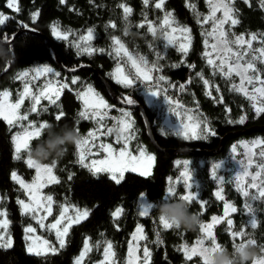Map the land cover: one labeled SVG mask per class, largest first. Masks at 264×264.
<instances>
[{
	"label": "trees",
	"instance_id": "trees-1",
	"mask_svg": "<svg viewBox=\"0 0 264 264\" xmlns=\"http://www.w3.org/2000/svg\"><path fill=\"white\" fill-rule=\"evenodd\" d=\"M155 0L145 7L143 0H66L64 4L60 0H18L20 11L16 12L7 7V0H0V13L10 17L4 25H0V92L7 90L10 98L15 99L25 82L29 83L31 91L35 94L37 89L45 83H68L56 105L41 99L38 113H30L29 120L39 124L47 122L54 126L53 132L61 133V126L67 124L70 127L79 128L81 137L86 136L91 130L98 128L93 119L82 120L78 113L84 106L78 99L77 92L85 87H91L105 99L107 109L102 123L110 128L116 122V117L122 115L117 110L130 113V120L134 132L133 138L128 141L130 149L144 141L147 150L155 157L152 168L147 174L125 172L120 184L112 181L106 172L93 175L88 169L81 167L77 160L76 145H68L65 154L58 159H49L44 164L51 165L53 161L56 167L53 174L60 183H47L44 192L53 197V211L56 213L61 205L75 206L81 210L88 209L90 215L78 224H73L66 238L67 243L63 249L56 253L47 252L43 255L29 253L25 248L23 226L32 223L28 215H22L18 199L22 198V191L18 184L12 181L10 174L16 171L23 179H29L32 168L27 167L25 161L28 152L22 150L21 159H14L13 136L20 131L27 121L9 125L0 118V209L6 211V219L9 221L5 236L10 238L11 246H0V264H74L79 256L84 240L87 238L92 250L87 253L83 264H91L100 258L106 241L113 245L112 258L117 264H123L128 247L129 238L136 226L143 228V234L147 239L139 240V255H143L146 246L150 251L149 264H203L198 255H193L190 261L185 260L184 254L178 249L182 245L190 246L200 238V226L196 230H184L172 228L164 230L159 224L157 205L164 199L167 188L174 184L179 194L186 191L184 171L189 175L192 191L199 194L202 201H206L204 209L198 202H193L189 210L200 216L201 223L208 221L213 215H218L222 208L223 200L218 199L215 193L223 189L224 200L229 201L237 209L231 214L233 220L232 231L244 229L246 235L243 241L253 239L256 241L254 248L257 255L264 254V197L259 200L251 199L258 195V190L250 186L240 184L237 180V172L227 160L229 144L239 139L258 137L261 151H264V131H255L249 134H241L231 138L224 145L221 152L213 155L181 154L158 152L146 138L144 124L140 114L133 110H127L114 104L94 74L87 69L74 73H64L56 67L48 41L53 45L58 60L66 68L88 64L106 79L117 96L124 102L131 98L140 103L150 121L152 134L157 144L164 148L172 147H200L212 148L218 143L219 137L228 130L245 128L251 125L264 124V114L257 115L253 108V102L242 92L233 90L237 78L232 74L226 78L222 74H213V67L208 65L204 57V35L208 31V24L197 23V15L202 20L207 14L206 0H165L162 9H156ZM235 8L239 10V24L231 26L236 34H244L249 38L250 33L258 35L264 33V10L259 7V0H250L251 7L244 0H234ZM124 4L132 9L125 18ZM190 5H195L193 10ZM39 12L33 21L32 13ZM171 13L170 22L179 28H188V52L185 55L175 43H169L165 36V27L162 22L165 15ZM148 22H151L155 34L148 31ZM115 25L112 27L111 25ZM143 24V27H138ZM23 25H27L24 27ZM56 25L61 31L68 32V39L57 38L53 35L52 27ZM130 29L131 35L125 34V29ZM89 29L93 31V39L85 44L81 40ZM36 31L41 33L39 36ZM16 36H12L16 33ZM5 37H8L6 40ZM112 37L118 38L125 49L139 57H144L147 67L153 77L147 82L153 87L160 76L164 81L155 87L159 91L156 102L153 105H145L140 94L144 83L134 80L129 87L117 83L112 77V68L116 62L123 63L121 56H116ZM89 46L97 51L92 54L80 53L76 44ZM260 40L253 42V47L260 48ZM103 49V51H99ZM194 65L195 67H190ZM48 66L60 73L59 77L52 74L41 75L33 79L35 75L32 69ZM256 67L264 76V63L257 62ZM22 71H29L25 80H17L14 77ZM209 81L205 87L200 76ZM73 77H78L75 85L71 84ZM180 85H184L183 88ZM219 88V91L216 89ZM207 93H211L208 95ZM171 101V103H169ZM177 102L179 106H177ZM168 103L176 105L182 113L187 112L190 117L200 123L199 133L204 127L210 129L209 133H203L198 137L186 138L183 135L172 132L159 123L161 107ZM32 106V100L26 98L19 110L21 114L27 113ZM64 113L61 121L55 120V115ZM245 117L244 123H239L241 117ZM79 121V123H77ZM232 121V122H229ZM203 122H206L203 123ZM59 124V127H55ZM214 133V134H211ZM45 131L40 138H34L30 142V148L47 137ZM99 135V133H97ZM115 135L102 136L95 143L109 142L115 144ZM95 149V148H93ZM93 156V152L89 157ZM177 161L180 163L177 164ZM264 161V157H263ZM187 162V163H185ZM259 162V161H258ZM221 163L219 168L215 165ZM264 173V170H262ZM72 179L69 180V175ZM249 192L245 197L237 185ZM143 194V200L141 198ZM152 203L153 210L148 216H140V204ZM251 205L257 218V228L252 229L247 225L250 219L248 208ZM121 207V216L114 220L111 213ZM160 233L162 243H156V233ZM214 235L217 243L229 251L233 250V244L243 242L237 238L233 241L229 235L226 222L222 221L214 226ZM54 245L57 241L52 239ZM251 263V262H250Z\"/></svg>",
	"mask_w": 264,
	"mask_h": 264
},
{
	"label": "snow or ice",
	"instance_id": "snow-or-ice-1",
	"mask_svg": "<svg viewBox=\"0 0 264 264\" xmlns=\"http://www.w3.org/2000/svg\"><path fill=\"white\" fill-rule=\"evenodd\" d=\"M66 0H60L61 4H64ZM209 5V15L204 16L201 20L200 14L196 13L197 15V23H204L207 24L211 21V31H206L204 35L206 37L212 38L213 43H209L208 39H205V47L210 48L211 51H205L204 57L206 59V62L208 65L213 67V74H222L226 78H231L232 74L235 73V75L241 77V83L239 86L233 85V90L242 92L246 97H248L250 100L256 101L259 99L260 106H257L256 103H253V108L255 109V112L257 115L264 114V86L261 87H255L254 82H258L261 85H264V80H261L260 78V70L256 67V63H264V33L257 34V33H250L249 38L245 39L244 34L241 35H235L234 33H230L226 31L223 26L225 24H229L230 26H235L240 23L239 19L237 18L239 15V10L235 8L234 0H207ZM244 3L247 4L249 7H251L250 0H244ZM143 4L145 7H147L150 4V0H143ZM165 4V0H155L154 6L156 9H162ZM7 7L10 9H13L16 12H19V6H18V0H7ZM119 7L123 8L125 18L132 12V9L130 7H127L124 4L119 5ZM190 7L195 10V5H190ZM259 7L264 10V0H259ZM222 12L221 17H217L216 13ZM39 12L32 13V19L35 21V19L38 17ZM170 17L171 13H167L165 15L164 24L169 25L170 24ZM10 17L6 16L4 13H0V25H4L6 21ZM24 27H27V25H23ZM112 27H115V25H111ZM144 25L141 24L138 27H143ZM177 28H173L172 31H177ZM148 31L155 34V29L152 27L151 22H148ZM179 31L182 33H188L190 30L186 27L179 28ZM53 35H55L57 38L61 39H68V36L70 33L61 31L58 26L53 25L52 27ZM234 37V38H232ZM7 40L8 37H5ZM93 39V31L92 29H89L87 34L85 36L81 37V40L85 41V44L88 41H91ZM260 40L262 46L260 48H253V42ZM112 43L114 45V52L116 56H120L121 53L125 56H127L128 60L131 61L132 66L136 69V77L140 78L142 77L145 81H152L153 77L149 74L152 69L147 67V61H145L144 57H139V62H137V59L134 58L127 49H125L124 44L121 43V41L116 38L112 37ZM169 43H171V40H169ZM233 45L236 46V49H233ZM76 47L80 53H88L92 54L93 52L97 51V49H93L89 46L76 44ZM188 45L181 44L179 50L184 53L185 55L188 52ZM99 51H103V49H100ZM216 54L215 59L213 58V54ZM258 54V55H257ZM247 57V59H246ZM234 58V59H233ZM218 61V62H217ZM243 61V63H241ZM141 64L144 65V67H141ZM190 67H195L194 65H190ZM32 72L35 73L33 76V79L39 78L41 75H47L52 74L54 77H59L60 73L56 72L53 68L44 66L42 68H36L32 69ZM249 72L252 73V75H249ZM29 71H22L19 72L14 79L17 80H25L29 76ZM116 76H117V83L123 84L126 87H129L133 84L134 78H129V76L125 75L123 73V70L118 66L116 69ZM197 76H200L201 80L203 81L205 87L208 86L209 81L203 78V75L201 73H197ZM78 77H73L71 80V84L75 85L78 82ZM165 77L160 76L158 80L156 81V85H153V87H157L161 81H164ZM245 82L249 85H253V90L251 93L247 91L245 88ZM68 83H60L56 82L54 85L51 82L46 83V85L39 91L38 94H34L29 86V83H24L23 91L19 94V98L15 101V103L8 102V98L11 96V93L7 90H4L0 92V118H2L4 121H6L10 126L15 125L19 122L27 121V126H24L21 124V126L24 128L22 133L17 134L16 136H13L12 141L14 144V159H21L20 153L22 150H26L28 152V158L26 159L25 163L27 167L35 169L36 175L31 183L25 182V180L20 177L16 171H12L10 174V177L12 181L17 183L20 188L24 191L25 195L27 196L28 200L27 202L23 199H18L17 203L20 205L21 208V214L22 215H31L32 219L36 221V224L40 227H45L49 230L55 231L56 241L57 244L54 245L50 243L48 240L43 241V245L45 246V250L37 251L33 248L32 244L30 243L27 247V251L29 253H34L36 255H43L47 252L56 253L59 249H63L66 246L67 243V237L69 235V230L72 227L73 224H78L82 220L87 219L90 215V211L88 209L81 210L79 208H76L75 206H71L74 210V215L69 216V206L68 205H61V211L57 218L54 219V222L51 224L45 225L44 221L47 219L48 216L52 215L53 208L52 205L54 203L53 197L51 195H42L40 192V189L45 187L47 183H60V180L57 176L53 174V169L56 167L55 161L51 165H41L37 164L32 158H31V148H30V142L34 138H40L42 136V133H44L48 127L49 123L47 122H40L39 124L34 123L29 120V114L30 113H38L40 110L47 111L46 108H39L38 106L41 105V99L49 101V103L56 105L57 101H59L60 96L64 89L68 88ZM181 88L184 87V85H180ZM219 91V88L216 89ZM95 95L93 89L91 87H88L84 91L77 92L78 98H80L83 101L84 108L81 110L78 115L82 120H89L93 119L96 121V124L98 125V128L91 130L87 133L86 136L81 137V140L76 143V149H77V160L76 163H78L81 167L88 169L93 175L99 174L101 172H107L110 174V179L114 181L116 184H120L124 172L127 170L136 171V167L134 166L135 162H137V157L131 155L127 150V142L133 138L132 133L134 132L132 122L130 120V113L123 112L122 116L127 117L129 119H119L116 120V122L113 124L112 127L106 128L102 121L104 120V117L106 115V112L102 111L104 109H107L109 106L107 103L103 100V98L97 97L95 100H90L89 96ZM208 95H211V93H207ZM150 96L156 97L159 95L158 90L150 91ZM30 98L32 100V106L28 110L27 113H20L21 106L24 104L25 98ZM127 104H133L134 101L131 98H126ZM171 103V101H169ZM177 106H179V103L177 102ZM64 113L62 111L58 112L55 115V120L57 122L61 121L63 118ZM191 119V117L189 118ZM245 117H241L239 119V123H244ZM232 122V121H229ZM79 123V121H77ZM206 124V122H203ZM55 127H59V124ZM114 128L119 130V135H115L117 142L123 141L124 147L119 151L118 154L114 153V150L112 149V145L108 144H100L97 145L95 143L96 140H98L102 136H112ZM197 129H200V123L194 124V126L191 128V137L188 136V132L184 131L183 134L186 138H192V137H198L199 135L203 133H209L210 129L208 127H204L200 130V132H197ZM77 132L79 133V128H76ZM99 133V135H97ZM214 134V133H211ZM257 144L261 143L260 141L255 142ZM100 147L104 151L108 153V156L105 159L100 160H88V157L92 154V149L95 147ZM233 151H235V147L233 148ZM260 156L264 157V151L260 152ZM140 157H145V152L143 149L140 150ZM148 161H154L155 157L148 155L146 157ZM87 161V162H86ZM180 162L177 161V164ZM187 163V162H185ZM221 165L217 164L215 165V168H219ZM251 166V160H249V165ZM258 168L264 170V161H262L259 165H257ZM142 175L146 174L145 172L141 173ZM185 175V174H182ZM241 175L248 176V168L245 167L242 171V173L237 174V180H240ZM260 173L257 172L256 176L252 177L253 183L250 185V187L257 188L258 195L251 196V199L253 200H259L262 197H264V181L261 182V185H257L255 183L257 176H259ZM69 180L72 179V175L70 174L68 177ZM238 190L242 192V194L245 197H249V192L243 188L240 187L239 183L237 185ZM186 191L183 194H179L176 190V187L174 184H170L167 188L166 195L164 199L160 203H171L178 200L187 201L189 205H191L193 202H198L200 204V208L204 209L206 205V201H202L199 198V194L192 191V185L186 184L185 185ZM223 189L218 190L215 193V196L220 199L224 200V196L222 195ZM141 198L143 200V194H141ZM248 208L250 219L247 222V225L250 226L252 229L257 228V218L255 216V213L251 207V205H246ZM154 205L152 203L148 202H142L140 204V211L139 215L144 217L148 216L150 212L153 210ZM157 210L159 208V205L156 206ZM237 209L230 204L225 203V214L223 217L218 216H212L211 222L209 223H201L200 224V230L201 233H203L204 238L202 240L197 241V244L201 245L199 252L197 251L196 247H192L189 249L186 245H182L178 251H182L185 257V260L190 261L193 257V255H199L202 257L203 264H209L207 253L210 251H215L221 247L219 243L216 242L215 236L213 234V227L216 224L221 223L224 221L227 216L229 215V212H236ZM123 212V209L121 207H117L112 213V217L114 220L118 219ZM0 217H4V219H0V229H7L9 221L6 219V211L0 210ZM159 224L162 226L164 230H169L174 228L173 225L167 221L165 218L159 216L158 217ZM226 223L228 226V232L229 235L232 237L233 241H235L237 238L241 239L243 241L244 236L246 235V232L244 229H241L240 231H232L233 226V220L232 219H226ZM178 229V228H176ZM25 232V239L26 240H32V235L36 232V228L28 225L24 229ZM157 240L156 243H162L160 240V233H156ZM147 239V237L143 234V228L141 226H137L136 233L132 236V242L129 243V252H128V262L127 264H139V262L142 260V264H149L150 259V251L145 246L143 248V257L135 256V253L139 251L140 245L139 240ZM205 239L211 240V246L210 247H203V243ZM252 243H256L253 239H248ZM135 242V243H133ZM244 242V241H243ZM241 242V244L243 243ZM106 246L104 248V256L105 260L101 261L100 264H114V261H109L108 257L109 255L115 256V253L112 251L113 245L110 241H106ZM236 243L233 244L235 246ZM0 246L4 247H10L11 246V240L5 235H0ZM92 250V246L89 244V240L86 238L83 243V248L79 254L78 257L74 260V264H83V261L87 255L88 252ZM256 264H264V260H260L256 262Z\"/></svg>",
	"mask_w": 264,
	"mask_h": 264
},
{
	"label": "rangeland",
	"instance_id": "rangeland-1",
	"mask_svg": "<svg viewBox=\"0 0 264 264\" xmlns=\"http://www.w3.org/2000/svg\"><path fill=\"white\" fill-rule=\"evenodd\" d=\"M209 11H210V9H209V5H208V2H207V14H206V16L209 15ZM216 16L217 17H221L222 16V12H217ZM207 24H208V31H211V21L209 23H207ZM162 26L165 27V36H166V40L168 42H169V40H171V43H175L179 48H180L181 44H186V45L189 44L187 34L186 33H182L181 31H179V27L178 26L173 25L171 22H170L169 25H165L164 21L162 22ZM173 28H177L178 30L173 32L172 31ZM223 28L226 31L230 32V33H234L232 31V28H231V26L229 24H225L223 26ZM234 34L235 35H240V34H236V33H234ZM232 38H234V37H232ZM207 39L209 40L210 44L215 42L210 37H207ZM245 39H248V38L245 37ZM232 47H233L234 50L236 49L235 45H233ZM253 48H255V47H253ZM205 51H211V49L210 48H206L205 47V43H204V52ZM129 54H131L134 58H136L137 62L140 63L139 59H138V57L136 55H134V54H132L130 52H129ZM120 56L122 57L123 63L116 62V64L113 66L112 72H111L113 79L115 81H117L116 69L119 66L123 70V73L125 75L129 76V78H134V80L137 79L138 82H141V83L145 84L144 87L140 89V94L142 96L143 102H144L145 105H148V106L153 105V103L156 102V98L158 96L152 97V96L149 95V93H150V91L157 90V89L155 87H152L151 85H149L147 83L149 81L143 80L142 77L135 78L136 77V69L132 66L131 61L128 60L127 56H125L123 54V52L121 53ZM215 56H216V54L214 53L213 54V58L214 59H215ZM246 59H247V57H246ZM241 63H243V61ZM141 67L143 68L144 65L141 64ZM233 74L235 75V73H233ZM249 75H252V73L249 72ZM235 76L237 78L236 86H239L240 83H241V77L237 76V75H235ZM260 78H261V80H264V76H262L261 74H260ZM254 83H255V87L264 86V85H261L258 82H254ZM45 85H46V83L43 86H41L40 88H38L35 94H38L39 91ZM244 86H245V88L247 89V91L249 93L252 92L253 85H249V84H247V82H245ZM23 88H24V85H23L21 91L19 92V94L23 91ZM87 88L88 87L82 88L81 90H79V92L80 91H84ZM94 93H95V95H91L90 94V96H89L90 100H95L97 97L103 98L97 92L94 91ZM19 94H18V96L15 99H11L9 97L8 98V102L15 103V101L19 98ZM78 99L83 104V101L80 98H78ZM103 100L105 101L104 98H103ZM251 101L253 103H256L257 106H260L259 99H257L256 101H253V100H251ZM83 106H84V104H83ZM117 112L123 113L125 111L117 110ZM159 115H160L159 123L161 124V126L165 127L166 129L171 130L174 133H177V134L183 135V136H185L183 134V132L187 131L188 132V136L191 137V135H192L191 134V128L194 126V124H196V122L192 118L189 119L190 115L187 112H183L182 113L179 109H176V105L170 106V104L165 103L164 107L163 108L161 107V113ZM122 118L126 119V120L129 119L127 117H123L122 115H120V116L116 117L115 120H119V119H122ZM24 126H27V125H24ZM23 130H24V128H22L20 131H18L14 136H16L19 133H22ZM115 139H116V137H115ZM114 141H116L115 144H112V143H109V142H103V143L97 142L96 144L97 145H100V144H105V145L111 144L112 145V149L114 150V153L118 154L119 151L124 147V142L123 141L117 142V140H114ZM257 141H260L258 137H251L249 139H239V140L229 144V146H228L227 160H228V162L231 163L232 167L235 168L236 172L237 173H242V171H243V169L245 167L248 168L249 175L248 176L241 175V177H240V184H242L244 186H250L253 183L252 177L256 176L257 172H259L260 175L257 176V179H256L255 183L257 185H261V182L264 181V173H263L262 169L257 167V165H259L263 161V157L260 156V152H261L260 145H261V143H259V144L255 143ZM234 147H235V151H233ZM146 148H147V146H146V143L144 141L140 142V145L137 144V146L135 148H133V149H130L129 143L127 142V150H128V152L131 155L137 157V162H135V164H134V166L136 167V171H132V170H127V171L135 172V173H138V174H141L142 172H145V171H146V174L150 172V170L152 168V165H153V161H151V162L148 161L146 159V157L148 155H151V156H154V155H153V153L148 151ZM141 149H143L144 152H145V157H143V158L140 157V150ZM92 150H93L94 153H93L92 157H88L89 161L90 160L105 159L108 156V153L106 151H104L103 149H101L100 147H98V146L95 147V149H92ZM249 160H251V166H248L249 165ZM219 164L221 165V163H219ZM41 165H48V164L42 163ZM32 170H33L32 176L29 179H24L25 182H27V183H31L33 181L35 175H36L35 169L32 168ZM127 171H125V172H127ZM125 172H124V174H125ZM107 174L110 177V174L109 173H107ZM183 174H185V175H183V177L186 180V184H189L190 183V180L188 178L189 175H187V172H185V171H184ZM19 188H20V186H19ZM43 188L40 189L41 194L42 195H48V194H46L44 192ZM21 191H22V198L21 199H23V200H25L27 202V200H28L27 196L25 195V193H24V191L22 189H21ZM225 203L230 204L231 206L234 207V205L232 203H230L229 201L223 200L222 208H221L220 213L218 215H213V216H218V217H223L224 216V214H225ZM52 208H53V206H52ZM20 210H21V208H20ZM60 211H61V207L59 208V210L56 213H54V211H53L52 215L48 216L47 219L44 221V224L48 225V224H51L52 222H54V219L59 216ZM74 214L75 213H74L73 208L69 207L68 215L72 216ZM231 214H232V212H229V215L227 216L226 219H231ZM28 216L31 218L32 223L30 222V223H28V224L23 226L22 229H23L24 239H25L24 229H25L26 226L31 225V226L35 227L36 228V232L34 234H30L33 237L32 240L29 241V240L25 239V248L27 249L28 245L31 243L35 250H37V251L45 250V246L43 245V241L44 240H48L50 243L53 244L52 239L56 240L55 231L54 230H49V229H47L45 227L38 226L36 224V221L32 219L31 215H28ZM211 217L209 218L208 221H205L203 223L211 222ZM0 219H4V217H0ZM226 219L224 220V222H226ZM136 230H137V226L134 228V230L132 231V233L130 235L129 243L132 242V236H133L134 233H136ZM213 234H214V227H213ZM0 235H5L4 229H0ZM203 238H204L203 233H201L200 234V238L197 241L202 240ZM197 241H195L194 243H192L190 246H187V247L189 249H191L192 247H196L197 251L199 252V249H200L201 245L197 244ZM129 243H128V247H127V250H126V253H125L123 264H127L128 259H129V256H128ZM133 243H135V242H133ZM210 246H211V240L210 239H205L204 243H203V247H210ZM135 256H139L141 258L143 257V255H139L138 251L135 253ZM199 257L202 259L201 256H199ZM104 260H105V256H104V249H103L100 258L97 259L96 261L92 262L91 264H100V262L104 261ZM108 260L109 261H114V264H117L115 262V260L112 258L111 255H109ZM260 260H264V254L257 255V261L256 262H258ZM139 264H142V260L139 262Z\"/></svg>",
	"mask_w": 264,
	"mask_h": 264
},
{
	"label": "clouds",
	"instance_id": "clouds-1",
	"mask_svg": "<svg viewBox=\"0 0 264 264\" xmlns=\"http://www.w3.org/2000/svg\"><path fill=\"white\" fill-rule=\"evenodd\" d=\"M126 35H131L130 29H125ZM54 126L49 125L46 130L48 135L41 142L31 148V158L37 163L51 159H58L65 154L68 145H76L81 140V135L75 127L65 124L61 126V133L53 132ZM114 135H119V130L114 128ZM190 205L187 201L178 200L171 203H160L158 215L169 221L174 228L184 230H196L201 219L197 213L189 210ZM254 243L250 240L238 243L233 246V250L229 251L224 247H220L215 251L207 253L209 264H256L257 252Z\"/></svg>",
	"mask_w": 264,
	"mask_h": 264
},
{
	"label": "water",
	"instance_id": "water-1",
	"mask_svg": "<svg viewBox=\"0 0 264 264\" xmlns=\"http://www.w3.org/2000/svg\"><path fill=\"white\" fill-rule=\"evenodd\" d=\"M33 31V30H32ZM35 33H37L39 36L43 37V35L41 33H38L36 31H33ZM16 32L11 39H13L14 36L17 35ZM51 51L53 53V60H54V64L56 65L57 68H59L61 71H63L64 73H74L80 70H90L95 78L100 82V84L103 86V88L106 90V92L108 93V95L110 96L112 102L118 106H121L127 110L133 109L135 111H137L140 114V117L142 118L143 124H144V130H145V134H146V138L149 141V143L155 148V150H157L158 152H163V153H181V154H197V155H213V154H217L219 152H221L224 148V145L227 143V141L231 138L237 137L241 134H249L251 132H255V131H264V124H260V125H251L245 128H240V129H234V130H228L226 132H224L218 139V143L215 147L212 148H200V147H172V148H164L161 147L157 144V142L154 139V136L152 134V130H151V125H150V121L145 113L144 107L138 103V102H134L133 104H127L126 102L122 101L117 94L114 92V90L112 89V87L110 86V83L104 79L100 74H98L94 68L88 64H83V65H79L76 66L75 68H66L64 67L60 61L58 60L56 51L54 50L53 45L48 41Z\"/></svg>",
	"mask_w": 264,
	"mask_h": 264
},
{
	"label": "flooded vegetation",
	"instance_id": "flooded-vegetation-1",
	"mask_svg": "<svg viewBox=\"0 0 264 264\" xmlns=\"http://www.w3.org/2000/svg\"><path fill=\"white\" fill-rule=\"evenodd\" d=\"M92 152H93V150H92ZM94 153V152H93Z\"/></svg>",
	"mask_w": 264,
	"mask_h": 264
}]
</instances>
